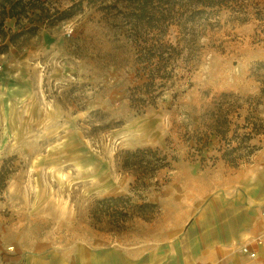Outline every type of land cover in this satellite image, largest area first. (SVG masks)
I'll list each match as a JSON object with an SVG mask.
<instances>
[{
    "label": "rangeland",
    "instance_id": "1",
    "mask_svg": "<svg viewBox=\"0 0 264 264\" xmlns=\"http://www.w3.org/2000/svg\"><path fill=\"white\" fill-rule=\"evenodd\" d=\"M46 1L73 6L75 14L0 53V165L9 170L0 194L2 264L37 241L92 242L101 234L113 243L138 221L114 232L94 227L96 199L128 194L152 202L175 171L181 178L189 168L216 167L222 140L209 130L222 93L232 95L222 100L233 104L222 109L231 123L244 124L249 97L259 99L256 114L264 119V68L256 67L264 62V0L209 11L188 25L189 35L170 25L162 41L181 54L155 105L144 109L128 99L139 80L135 34L117 11L125 0ZM250 142L264 148V134ZM140 147L157 148L170 161L144 189L117 159Z\"/></svg>",
    "mask_w": 264,
    "mask_h": 264
},
{
    "label": "crops",
    "instance_id": "2",
    "mask_svg": "<svg viewBox=\"0 0 264 264\" xmlns=\"http://www.w3.org/2000/svg\"><path fill=\"white\" fill-rule=\"evenodd\" d=\"M175 172L151 200L157 215L135 217L134 230L113 243L101 234L37 241L12 264H264V148L237 167L220 160L184 179Z\"/></svg>",
    "mask_w": 264,
    "mask_h": 264
},
{
    "label": "trees",
    "instance_id": "3",
    "mask_svg": "<svg viewBox=\"0 0 264 264\" xmlns=\"http://www.w3.org/2000/svg\"><path fill=\"white\" fill-rule=\"evenodd\" d=\"M97 1L86 0L88 4H95ZM238 1L125 0L122 2L117 10L118 14L128 29L134 32L135 36L132 40L138 49L134 70L139 83L130 88L128 96L130 104L142 109L154 106L156 99L164 91L166 82L172 75L174 60L181 54V50H178L176 45L162 41L161 36L170 25H177L180 30H183L184 35L188 34V25L203 16H208L209 11L222 8L233 9L232 5ZM46 2V0H0V53L36 35L41 26L66 20L75 14L73 6L66 9L50 8ZM256 67L264 68V62L257 63ZM261 85L260 93L264 94V81ZM227 97L232 95L229 93L220 95V101L217 103L219 113L215 115L216 118L213 119L209 131L222 140L220 159L230 167H237L243 155L250 156L259 149L251 144L250 140L253 135L264 134V119L256 114L259 99L249 97L248 113L243 118L244 124L238 126L231 123L222 110L223 105H233L229 101L227 104L222 101ZM231 125H234V128H231ZM239 128L244 129L241 134L238 132ZM117 159L120 169L132 172L135 176V185L143 189L148 186L146 181L153 178L159 169L170 165L167 155L152 147L122 150L117 154ZM8 178L9 170L2 163L0 194ZM158 212V204L141 197L139 201H134L131 195L125 194L96 199L91 205L89 214L94 227L114 232L122 228L130 218L139 217L150 221Z\"/></svg>",
    "mask_w": 264,
    "mask_h": 264
},
{
    "label": "built area",
    "instance_id": "4",
    "mask_svg": "<svg viewBox=\"0 0 264 264\" xmlns=\"http://www.w3.org/2000/svg\"><path fill=\"white\" fill-rule=\"evenodd\" d=\"M242 251L248 253L250 257H253L255 255L253 252L249 251L247 247H243Z\"/></svg>",
    "mask_w": 264,
    "mask_h": 264
}]
</instances>
